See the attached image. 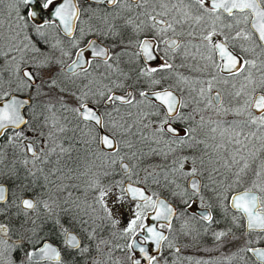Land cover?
<instances>
[{
	"label": "snow or ice",
	"instance_id": "1",
	"mask_svg": "<svg viewBox=\"0 0 264 264\" xmlns=\"http://www.w3.org/2000/svg\"><path fill=\"white\" fill-rule=\"evenodd\" d=\"M0 264H264V0H0Z\"/></svg>",
	"mask_w": 264,
	"mask_h": 264
},
{
	"label": "flooded vegetation",
	"instance_id": "2",
	"mask_svg": "<svg viewBox=\"0 0 264 264\" xmlns=\"http://www.w3.org/2000/svg\"><path fill=\"white\" fill-rule=\"evenodd\" d=\"M210 247V242L209 243H205V245L200 248H188L184 250V255L185 256H196V257H203V258H209V256H215L216 253H207L204 249Z\"/></svg>",
	"mask_w": 264,
	"mask_h": 264
}]
</instances>
